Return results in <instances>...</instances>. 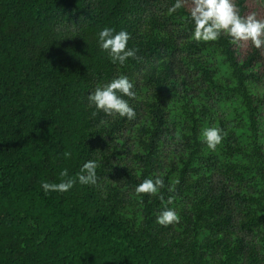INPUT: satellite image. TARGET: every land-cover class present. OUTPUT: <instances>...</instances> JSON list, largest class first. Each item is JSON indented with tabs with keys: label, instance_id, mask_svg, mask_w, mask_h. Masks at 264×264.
Here are the masks:
<instances>
[{
	"label": "trees",
	"instance_id": "trees-1",
	"mask_svg": "<svg viewBox=\"0 0 264 264\" xmlns=\"http://www.w3.org/2000/svg\"><path fill=\"white\" fill-rule=\"evenodd\" d=\"M174 3L0 0V264H264V47L196 41ZM235 3L264 20V0ZM105 27L137 58L112 63ZM121 75L132 120L89 106ZM209 127L227 133L214 151ZM89 160L96 185L42 189ZM165 208L179 223H157Z\"/></svg>",
	"mask_w": 264,
	"mask_h": 264
},
{
	"label": "clouds",
	"instance_id": "clouds-1",
	"mask_svg": "<svg viewBox=\"0 0 264 264\" xmlns=\"http://www.w3.org/2000/svg\"><path fill=\"white\" fill-rule=\"evenodd\" d=\"M186 3L191 5L190 17L195 25L196 41H215L221 33H226L232 38L233 43L251 41L257 49L264 47V20L257 19L255 13L242 17L235 0H175L168 9L169 13H175ZM98 36L99 46L109 52L112 63L124 65L128 58H137V50L127 48L130 34L126 31L115 32L114 29L105 27ZM133 89L134 85L129 78L121 75L110 83L97 87L88 97L89 106H95L97 111H103L107 116L118 114L120 117L132 120L137 113L124 97L135 99L136 92ZM96 114L95 111L92 113L93 116ZM225 135L227 133L218 127H209L203 131L207 147L213 151L221 144ZM63 155L67 159L71 156V152L66 151ZM98 167L97 161L89 160L83 164L76 178L69 177L65 169L60 173L59 183L42 181L41 187L45 193H63L69 191L77 180L82 185H96L99 179ZM164 186L162 177L147 178L135 188V192L156 194ZM160 199L163 201V196ZM174 199V196H169L167 204H172ZM157 223L164 227L179 223L178 213L171 208H165L157 216Z\"/></svg>",
	"mask_w": 264,
	"mask_h": 264
}]
</instances>
